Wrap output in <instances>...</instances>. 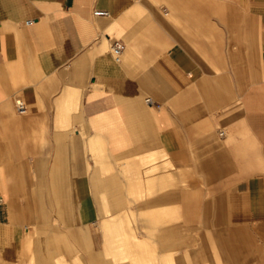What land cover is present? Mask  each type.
Instances as JSON below:
<instances>
[{
  "label": "crops",
  "instance_id": "1",
  "mask_svg": "<svg viewBox=\"0 0 264 264\" xmlns=\"http://www.w3.org/2000/svg\"><path fill=\"white\" fill-rule=\"evenodd\" d=\"M120 217L264 264V0H0V264H116Z\"/></svg>",
  "mask_w": 264,
  "mask_h": 264
},
{
  "label": "rangeland",
  "instance_id": "2",
  "mask_svg": "<svg viewBox=\"0 0 264 264\" xmlns=\"http://www.w3.org/2000/svg\"><path fill=\"white\" fill-rule=\"evenodd\" d=\"M167 12L172 13V19H175L176 15H175V13H173L172 10L169 9V11H167ZM120 38H123V37H120ZM111 48H112V46H111ZM111 48H110V51L112 53ZM112 57H113V59H115L113 54H112ZM139 161L142 165L147 166L146 178H147V180L151 179L155 173L154 161H156V159H155L154 155L150 154L144 158H140ZM149 194L146 195V194H143L142 192H140L139 197L140 198H143L144 196L147 197V196H149ZM123 219L124 218L120 217V218H117L115 220L116 223H114V225H113V228L115 230V234L113 235V237L108 236L105 239L104 252L106 253V256H109V254L107 253V244L110 242L112 244L114 243L115 245H119L121 247V249L118 248V249H120L118 251H119V253L121 252V253H123L122 255H124L123 257H120V258L119 257L113 258L114 255H112V254L110 255L113 258V262L116 264H129L130 260L132 258H135V257L140 259L138 264H162L161 261L155 260L153 258H148L145 255V253L141 254V255H137L134 253L135 251H137L139 249H144V251H146L148 247H152L154 250H157V248H156V246H153L154 245L153 241L141 242V241L137 240L136 238L135 239L131 238V241H129L127 230L131 229V228H130V225L126 221H123ZM207 225L208 224L206 223V226ZM204 239H205V237H201V238H198L195 240L196 243H195V241L190 242V244H192V243L194 244V248H195L194 252H193L194 254L192 257L193 264H204L202 261L201 262L197 261V245H198V242H201ZM221 243H222L221 239H219V238H210V244L214 246L211 248L217 249L218 246L221 245ZM216 251H218V250H216ZM184 253L188 254L187 251H184ZM117 255H118V253H117ZM75 259H77V258H75ZM172 261H173V259H172ZM81 263L87 264V261H85L83 259V260H81ZM207 263L208 264H239V261L233 256V254L231 252H227V253H223V254H221L219 252V253H216L215 256L209 257V259L207 258Z\"/></svg>",
  "mask_w": 264,
  "mask_h": 264
},
{
  "label": "built area",
  "instance_id": "3",
  "mask_svg": "<svg viewBox=\"0 0 264 264\" xmlns=\"http://www.w3.org/2000/svg\"><path fill=\"white\" fill-rule=\"evenodd\" d=\"M95 14H96V16H104V17L109 16L108 12H96ZM29 23H31V22H29ZM125 48L126 47L122 42L117 41L112 45V54L114 55V57L116 59H119V57L125 51ZM16 108H17V111L20 115H25L27 113L26 105H25L24 101H22V100L16 101Z\"/></svg>",
  "mask_w": 264,
  "mask_h": 264
},
{
  "label": "bare ground",
  "instance_id": "4",
  "mask_svg": "<svg viewBox=\"0 0 264 264\" xmlns=\"http://www.w3.org/2000/svg\"><path fill=\"white\" fill-rule=\"evenodd\" d=\"M112 49V48H111ZM125 52V51H124ZM124 52H123V54H124ZM123 54L120 56V57H122L123 56ZM120 57H119V59H120ZM119 59H117V61H119Z\"/></svg>",
  "mask_w": 264,
  "mask_h": 264
}]
</instances>
